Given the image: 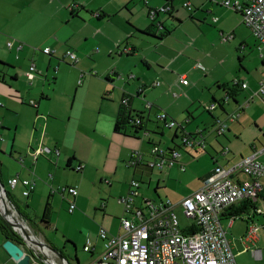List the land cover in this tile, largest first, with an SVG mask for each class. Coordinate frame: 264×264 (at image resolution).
<instances>
[{
    "label": "crops",
    "instance_id": "crops-1",
    "mask_svg": "<svg viewBox=\"0 0 264 264\" xmlns=\"http://www.w3.org/2000/svg\"><path fill=\"white\" fill-rule=\"evenodd\" d=\"M3 1L7 4L0 6V141L6 151L0 150V181L8 184L14 176L34 180L35 186L26 198H45V213L57 196L50 193V186L78 184L76 196L62 197L67 206L68 199L76 205L72 212L67 211L68 217L84 221L91 214L112 234L106 214H124V207L115 198L130 194L131 179L139 180V186L134 188V205L143 197L177 202L195 191L216 165H229L264 146V100L256 94L264 75V59L258 56L255 38L241 13L224 6L221 0ZM185 1L191 4L190 9L183 6ZM159 5H170L171 9L151 21L148 9ZM157 22L162 29H158ZM226 36L229 38L223 39ZM44 46H50L53 53L44 54L39 48ZM67 49L77 57L73 64L64 56ZM29 57L33 61L28 63ZM140 60L147 69L140 66ZM53 62L57 67V74L52 76L55 84L72 75L73 102L69 110L66 106L64 117L52 110V96L46 92ZM32 63L36 71L29 81L26 72ZM84 64H89V69L79 84L80 66ZM183 74L187 84L179 81ZM233 80L246 83V87H236L234 104L229 99L222 102L229 96L224 86L232 87ZM155 81L160 85L153 86ZM123 98L128 99L126 106L121 104ZM75 100L77 107L73 106ZM213 101L216 107L208 110ZM146 103L151 104L148 110ZM84 109L97 122L86 142L77 134ZM160 109L181 124L186 133L201 134L205 149H185L180 142L181 130L173 128V132L166 133L162 129L159 134L155 132L158 143L165 136L164 148H178L180 155L172 165L148 167L146 163L157 158H150V148L156 140L147 125L151 115ZM122 110L132 116L142 114L148 136L128 124L115 131ZM17 113L24 117L17 119ZM229 114H235V118ZM217 119L226 124L223 135L213 130ZM253 123L256 130L250 129ZM244 133L251 143H246ZM38 146L58 148L59 154L50 152L33 161L30 150ZM135 150L142 154V160L129 166ZM100 156L102 160L95 162ZM80 164L82 169L75 171ZM68 171L80 174L74 179ZM48 173H52L51 179ZM72 179L76 183L70 184ZM234 179L251 181L240 173ZM86 180L89 185H83ZM14 189L23 188L17 183ZM102 197H106L105 204L99 205L98 198ZM116 205L118 209L113 211ZM181 216L187 220L183 226L188 225L190 221L182 211ZM45 218L48 226L58 225L56 220ZM37 237L60 251L54 242ZM86 238L92 250L83 253L92 260L101 252L103 242L92 232ZM65 239L76 242L72 234L66 233ZM77 258L76 264H80Z\"/></svg>",
    "mask_w": 264,
    "mask_h": 264
},
{
    "label": "built area",
    "instance_id": "built-area-1",
    "mask_svg": "<svg viewBox=\"0 0 264 264\" xmlns=\"http://www.w3.org/2000/svg\"><path fill=\"white\" fill-rule=\"evenodd\" d=\"M148 3L149 0H143ZM224 6L238 10L241 13L243 23L251 30L255 38V49L260 58L264 59V0H221ZM187 9L191 4L187 1L183 3ZM170 5H159L149 7L148 17L154 21L158 14L169 12ZM95 15H98L95 14ZM217 18L214 17L213 21ZM158 29L163 26L157 22ZM226 36L223 39H228ZM9 46L11 43L8 44ZM44 54L51 55L53 50L50 46L41 48ZM65 57L71 60V63L77 61L75 53L67 49ZM198 67H202L200 64ZM57 67H55L56 71ZM36 71L34 64L29 66L26 77L32 80ZM86 74L80 72V79ZM1 80V75H0ZM180 82L187 84V77L183 74L180 76ZM233 86L245 88L246 83L233 80ZM160 85L159 81L153 82V86ZM256 94L264 100V75L258 82ZM229 96L226 95L222 102H226ZM248 102V101H247ZM127 98H123L121 104L126 106ZM30 105L36 106L34 101ZM3 103L0 101V106ZM148 109L150 103H146ZM216 107L213 102L208 106V110ZM45 117V116H44ZM231 119L235 114H229ZM156 118L163 123L164 127L181 130V146L189 150L205 149L206 143L201 134H188L184 131L181 124L172 119L163 109L156 113ZM133 125L142 124V135L146 137L148 133L145 130L143 117L132 116L129 121ZM213 130L217 135H223L226 130V124L217 119L213 125ZM227 151V148L224 152ZM54 153L59 154L58 148H47L38 146L30 150L32 160L35 161L39 155ZM150 154L155 156V161H148V167L172 165L180 155L178 148H164L157 143H152ZM264 154V146L255 149L248 155L242 156L229 165H216L212 171L202 180L201 185L192 193L184 196L177 202L169 199L153 201L148 198H141L138 205H134V195L137 194L134 188L139 186L136 179L130 180V194L118 198V202L123 204L124 214L119 218L118 232L108 233L103 227L98 228V237L102 240V250L94 257L89 264H237L235 254L232 252L230 243L226 236V230L221 223V213L230 205L247 201L254 204L264 191V185L258 181V177H264V162L260 156ZM142 160V154L135 150L128 161L129 166H135ZM22 162V158H19ZM83 165H78L75 171L81 170ZM182 169H184L182 167ZM243 173L251 178L250 182H240L234 179L235 174ZM53 177L48 173V178ZM17 183L22 186L21 195L27 197L35 186L32 179H19L14 176L8 179V185L14 189ZM59 192L62 197H74L77 195V187L66 185L59 188L50 186V193ZM180 207L182 214L190 221L186 226H181L175 208ZM255 207V206H254ZM76 208L75 203L68 199L67 211L72 212ZM14 209V208H13ZM264 215V209L252 208L250 212H244L243 219L249 222L245 234L242 237L243 243L255 244L259 240L258 229L264 232V222L259 224L255 221L254 215ZM228 226L232 224L236 217H227ZM22 229L29 234V238L22 235L20 227L14 230L22 239L21 247L29 255L28 264H69L64 258H58L50 249L44 245V241L35 236L25 224L23 219H19ZM189 226L194 228L193 231L185 232ZM84 251L92 250V244L89 238H86ZM247 250V247L245 248ZM252 254L256 259H261V250L254 249Z\"/></svg>",
    "mask_w": 264,
    "mask_h": 264
},
{
    "label": "rangeland",
    "instance_id": "rangeland-1",
    "mask_svg": "<svg viewBox=\"0 0 264 264\" xmlns=\"http://www.w3.org/2000/svg\"><path fill=\"white\" fill-rule=\"evenodd\" d=\"M6 4H7L6 1L0 0V6L5 7ZM29 45L36 46L33 44H29ZM39 48L41 49V47ZM114 55L116 54L114 53ZM31 60L33 61V58L29 57L28 63L29 61L31 62ZM46 62H47V58L44 56L43 63L46 64ZM139 63L141 67L147 69L146 65H144L141 60L139 61ZM65 64H70V63L65 62ZM88 65L89 64H84L80 66V68L84 71H88L89 69ZM54 69H55V62H53L52 66H50L49 79L51 83H49V85L46 86V92L48 93V96H52L50 98L52 99L51 100L52 110H54V112L58 115L62 114V117H64L67 114L66 106H67V109L69 110L70 105L72 106V102H73V90L71 88L72 75H70L65 81L62 80V81H59L58 84H55L54 78H52V76H54L57 73L54 74ZM189 79H191L190 76H189ZM228 101L229 103L234 104L233 97L230 95H229ZM77 102L78 101L75 100V103H73V106L76 105L77 107ZM213 102H216V101H213ZM145 107H146V110H148L147 105H145ZM218 109H220L219 106H218ZM134 114L135 113H133V115ZM15 116L17 119L18 118L22 119L24 117L20 113H17ZM42 117H44V115ZM150 120L152 122L148 121V125H147L148 129L150 130V136H152L153 139L156 140V143L159 146L165 147V136L162 138L163 141L158 143V138H159L158 134L160 133V130L162 129L166 133H170V131L173 132V128L164 127V125L161 122H159V120H157L156 114H152ZM254 125L256 126V123H253L250 129L256 130ZM96 127H97V122H95V117L90 113L88 109H84V112L82 114L81 123L78 127V132H77L78 136L86 142V140H88V138L91 137V134H93ZM256 128L258 127L256 126ZM151 130L153 131L152 133H151ZM155 132H157L158 134ZM243 137L245 138L246 143L250 142L249 140L250 138L248 134L244 133ZM0 146L3 148V149H0L1 152H3V150L6 151V147L1 143V141H0ZM261 156H260L261 157L260 160L264 162V154ZM100 158L101 156L98 159H96L95 162H98L99 160L101 161L102 158L101 159ZM150 158H153L151 154H150ZM68 172H69V176L74 177V179L77 178L80 174V173H75L73 171H68ZM240 175L245 179L247 178V180L251 179L248 175H245L243 173H240ZM258 181L262 185H264V177H258ZM69 183L73 184L76 182H74L72 179L71 181H69ZM83 185H89L88 181L87 180L84 181ZM3 186L7 192H10V200H7V202H9L11 204V207L14 208L13 210L17 214V218L23 219V221L29 227L31 232L35 233L37 236H40L41 238H43V240L54 242L55 245L58 247V249L62 251V253L64 254V256L66 257L67 261L70 264H76L77 257L80 260V264H89L91 260H88L86 254L83 253L82 241L86 239V237H88V233L90 234L92 232L94 234H97L99 226L102 225L100 219L94 218L91 214H87L89 219L84 220V221L81 219L68 217L69 215L67 213V204L65 201L63 202L62 200L63 198L58 191L55 192L57 193V196L55 197V201H53L52 208L48 211L46 210L47 213H45V208H46L45 198H38V199H34L33 201H31L29 200V198L22 196L21 191L19 190L17 191L16 189L10 188V186L6 183V181L3 182ZM76 187H79L78 184ZM104 200H106V197H102L101 199L98 198V204L99 205L105 204ZM115 200L117 202L118 197H116ZM120 204L123 206L122 203ZM0 206H1V210L3 211L2 202L0 203ZM116 206L113 207V211L114 210L117 211L118 206L117 207ZM255 206L256 208H260L263 210L264 200H262L261 198L260 200L256 202ZM180 210L181 209L179 208L175 209V212L178 215L180 225L183 227V223H185L187 220L185 221L182 218ZM97 211L102 212L101 210H97ZM106 215H108L107 218L110 219L109 228L112 229L111 233L114 234L118 231L120 217L115 216V214H111V213H107ZM45 216L50 217L51 220H54V221L56 220L58 225L55 227L48 226V224L44 222L46 221ZM243 216H244V213H242L241 215H238L234 219L232 225L230 226H228L229 219L224 216L221 217V223L226 230V236L230 243L232 252L235 254L236 262L237 264H264V232L262 229L257 230L259 240L255 244L243 243L242 237L245 234V228H246V225L248 224L247 222H245V219H243ZM254 218H255V221L259 224H262L264 222V216L262 214H255ZM103 227H106V226L103 225ZM66 233L72 234L75 237L76 239L75 244L65 239ZM2 239H3V236L0 233V264H13L5 256V253H4L5 250L2 247V243H3ZM246 247H247V250H245ZM254 249L261 250V255H262L261 259H256L254 257V255L252 254V251Z\"/></svg>",
    "mask_w": 264,
    "mask_h": 264
},
{
    "label": "trees",
    "instance_id": "trees-1",
    "mask_svg": "<svg viewBox=\"0 0 264 264\" xmlns=\"http://www.w3.org/2000/svg\"><path fill=\"white\" fill-rule=\"evenodd\" d=\"M0 63H1V61H0ZM231 86L232 87H229V86H224V87L228 91L227 93L230 96H234V94L236 95L235 91L237 90L236 87H238V86H233V85H231ZM233 87H234V89H232ZM136 116H139L141 118L143 117L142 114H136ZM131 119H132V115H130L129 112L122 110L119 114V117L116 120L115 131H120L123 127L122 124H124V125L128 124L131 127L135 128L136 130L142 129V127H143L142 124L141 125H133L129 122ZM7 195H8V199L10 200V192H7ZM260 197L262 198V200H264V191L260 194ZM248 205L255 206V204H250L247 201H242L238 204L230 205L224 209V211L221 213V217H223V216L226 218L229 216L237 217L238 215H241L242 213H244L246 211ZM253 208H256V206ZM193 230H194V228L192 226H189L188 228L185 229V232H190ZM0 233L3 236L4 240L9 239V240L15 242L16 244H18L19 246H21L23 244L21 237L4 221V219L1 216H0Z\"/></svg>",
    "mask_w": 264,
    "mask_h": 264
},
{
    "label": "water",
    "instance_id": "water-1",
    "mask_svg": "<svg viewBox=\"0 0 264 264\" xmlns=\"http://www.w3.org/2000/svg\"><path fill=\"white\" fill-rule=\"evenodd\" d=\"M142 129H140L141 131ZM146 130V129H145ZM147 132V130H146ZM148 133V132H147ZM0 197L2 199V202L4 204H6V201L9 200L8 199V195L7 192L3 186V183L0 181ZM8 214H10V211L7 210V208L5 209L4 212L0 211V216L4 219V221L13 229L16 230L17 227L21 228L22 231V235L25 238H29V234L22 229V226L19 224H14L13 222H11L8 219ZM19 215V214H18ZM20 216V215H19ZM33 233V232H32ZM34 234V233H33ZM35 235V234H34ZM44 245L50 249L58 258H64L66 259V257L60 252L58 251L56 248L48 245L47 243L44 242ZM2 247L3 249L7 252V254L9 255V261H11L13 264H28L29 263V255L26 254L25 250H23V248L21 246H19L18 244H16L15 242L9 240V239H5L2 243ZM67 260V259H66ZM70 264V263H69Z\"/></svg>",
    "mask_w": 264,
    "mask_h": 264
},
{
    "label": "bare ground",
    "instance_id": "bare-ground-1",
    "mask_svg": "<svg viewBox=\"0 0 264 264\" xmlns=\"http://www.w3.org/2000/svg\"><path fill=\"white\" fill-rule=\"evenodd\" d=\"M2 202V199L0 197V203ZM2 207H3V211L1 210V206H0V211L4 212L5 209L7 208V210L10 211V214H8V219L13 222L14 224H18L19 220L17 218V214L15 213V211L13 210V208L11 207V204L9 202L6 201V204H4L2 202Z\"/></svg>",
    "mask_w": 264,
    "mask_h": 264
},
{
    "label": "flooded vegetation",
    "instance_id": "flooded-vegetation-1",
    "mask_svg": "<svg viewBox=\"0 0 264 264\" xmlns=\"http://www.w3.org/2000/svg\"><path fill=\"white\" fill-rule=\"evenodd\" d=\"M141 133H142V131H141ZM147 136H148V135H147ZM253 207H254L253 205H248L246 210H247V211H250V210H252Z\"/></svg>",
    "mask_w": 264,
    "mask_h": 264
}]
</instances>
